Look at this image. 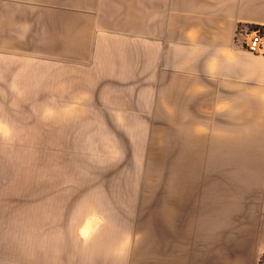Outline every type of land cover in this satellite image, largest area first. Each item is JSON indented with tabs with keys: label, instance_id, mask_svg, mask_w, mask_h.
Returning a JSON list of instances; mask_svg holds the SVG:
<instances>
[{
	"label": "crops",
	"instance_id": "1",
	"mask_svg": "<svg viewBox=\"0 0 264 264\" xmlns=\"http://www.w3.org/2000/svg\"><path fill=\"white\" fill-rule=\"evenodd\" d=\"M256 26L264 0H0L1 89L54 96L104 133L154 132L164 110L189 154L155 175L144 235L0 222V264H260L264 38L250 51L237 36Z\"/></svg>",
	"mask_w": 264,
	"mask_h": 264
},
{
	"label": "rangeland",
	"instance_id": "2",
	"mask_svg": "<svg viewBox=\"0 0 264 264\" xmlns=\"http://www.w3.org/2000/svg\"><path fill=\"white\" fill-rule=\"evenodd\" d=\"M53 97L0 86V222L29 223L32 236L71 226L79 236L144 235L155 175L183 171L171 164L182 143L166 131L164 110L154 132L104 133L63 117Z\"/></svg>",
	"mask_w": 264,
	"mask_h": 264
},
{
	"label": "built area",
	"instance_id": "3",
	"mask_svg": "<svg viewBox=\"0 0 264 264\" xmlns=\"http://www.w3.org/2000/svg\"><path fill=\"white\" fill-rule=\"evenodd\" d=\"M238 39L242 40L248 50L258 51L264 38V27L256 26L251 29L240 28L237 33Z\"/></svg>",
	"mask_w": 264,
	"mask_h": 264
}]
</instances>
